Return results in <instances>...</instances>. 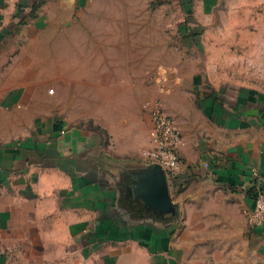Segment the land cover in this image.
Instances as JSON below:
<instances>
[{"label":"crops","instance_id":"obj_1","mask_svg":"<svg viewBox=\"0 0 264 264\" xmlns=\"http://www.w3.org/2000/svg\"><path fill=\"white\" fill-rule=\"evenodd\" d=\"M78 1L0 0V23L36 5L39 21L93 32L68 43L79 48L77 55L62 52L70 58L64 63L80 64L72 76L79 109L84 98L102 93L86 75L93 64L112 70L118 60L143 62L146 52L140 42L143 55L116 58L113 32L137 27L117 20L74 22L82 14ZM178 1L193 15L198 8L212 12L216 3ZM232 92L201 94L197 104L191 98L171 115L183 134L182 166L178 172L163 170L155 180L173 211L148 204L144 193L152 188L138 183L155 166L147 158H125L112 130L106 135L101 125L92 127L83 118L30 121L24 137L0 144V264H264V227L253 228L247 220L264 178V92Z\"/></svg>","mask_w":264,"mask_h":264},{"label":"rangeland","instance_id":"obj_2","mask_svg":"<svg viewBox=\"0 0 264 264\" xmlns=\"http://www.w3.org/2000/svg\"><path fill=\"white\" fill-rule=\"evenodd\" d=\"M215 1L212 12L198 8L194 15L178 0L78 1L82 14L74 22L117 20L137 27L113 32V41L119 44L113 50L116 58L142 54L140 42L146 52L143 62L118 60L112 70L105 63L101 69L93 64L86 75L91 87L102 93L84 98L79 109L77 69L72 67L76 63H64L70 58L62 52L76 35L93 32L88 27L80 31L53 27L18 9L0 23V144L24 137L33 120L83 118L92 127L101 125L106 135L112 130L115 146L125 158L149 161L152 109L147 104L162 103L175 116L191 98L197 104L201 94L214 90L228 96L238 87L264 92V0ZM22 19L25 24H20ZM162 69L169 72L165 91L157 81ZM62 76L71 78L65 81Z\"/></svg>","mask_w":264,"mask_h":264},{"label":"built area","instance_id":"obj_3","mask_svg":"<svg viewBox=\"0 0 264 264\" xmlns=\"http://www.w3.org/2000/svg\"><path fill=\"white\" fill-rule=\"evenodd\" d=\"M157 81L161 88L166 89L169 81V72L162 69L159 72ZM150 106L152 127L149 131L150 149L147 157L152 165H158L166 172H178L182 166L180 148L183 144V134L176 120L169 115L162 103L155 102ZM254 176L260 180L259 174L255 171ZM254 209L247 212V220L253 228L264 227V178L261 185L257 187L254 196Z\"/></svg>","mask_w":264,"mask_h":264},{"label":"water","instance_id":"obj_4","mask_svg":"<svg viewBox=\"0 0 264 264\" xmlns=\"http://www.w3.org/2000/svg\"><path fill=\"white\" fill-rule=\"evenodd\" d=\"M157 175L163 176V170L160 166L155 165V168L150 172L149 176H147L148 179L145 183H138V186L141 188V185H146L149 188H152L150 192L147 191V193H144V197L150 206L161 211H173L172 202L166 191L164 190V193L161 195L159 189L163 188L160 186L157 188V182L155 180ZM155 188L158 189V192H155Z\"/></svg>","mask_w":264,"mask_h":264},{"label":"bare ground","instance_id":"obj_5","mask_svg":"<svg viewBox=\"0 0 264 264\" xmlns=\"http://www.w3.org/2000/svg\"><path fill=\"white\" fill-rule=\"evenodd\" d=\"M95 48V47H94ZM93 48V49H94ZM64 56H67V57H72V56H75V55H77V54H75L74 53V51H75V49H71V47L70 46H64ZM79 56H80V54H79ZM72 62H74V63H76V65L75 66H72L73 68L75 67L76 69H77V71H78V69L80 68V64H79V62L77 61V59L76 60H72ZM53 92H55V91H53Z\"/></svg>","mask_w":264,"mask_h":264},{"label":"trees","instance_id":"obj_6","mask_svg":"<svg viewBox=\"0 0 264 264\" xmlns=\"http://www.w3.org/2000/svg\"><path fill=\"white\" fill-rule=\"evenodd\" d=\"M38 8H39V6H34L33 8H32V11H31V13L29 14L31 17H36L37 16V10H38ZM22 11V10H21ZM23 12H20V14L18 15V16H21V14H22ZM17 16V17H18ZM26 22H25V20L24 19H22L21 21H20V24H25Z\"/></svg>","mask_w":264,"mask_h":264}]
</instances>
